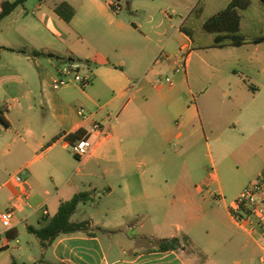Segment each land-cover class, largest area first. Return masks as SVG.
Wrapping results in <instances>:
<instances>
[{"label": "crops", "instance_id": "crops-1", "mask_svg": "<svg viewBox=\"0 0 264 264\" xmlns=\"http://www.w3.org/2000/svg\"><path fill=\"white\" fill-rule=\"evenodd\" d=\"M15 1L0 0V13L4 3ZM123 1L136 22L122 16ZM123 1L66 0L76 11L66 22L57 3L38 0L31 11L26 0L0 22V107L7 108V124L0 120V192L6 189L9 208L16 209L14 228L0 230V251L11 248L22 224L28 231L44 228L62 203L87 193L86 204L93 201L90 221L77 223H88L89 231L41 245L39 258L27 253L30 263L260 264L261 245L231 216L244 187L231 201L211 203L210 180L218 175L202 171V145L212 157L209 139L218 142L224 133L241 103L231 92L241 89L230 84L214 93V84L205 83L195 88L188 70L197 52L217 51L206 53L212 64L205 59L201 64L205 73L218 72L219 59L234 54L231 48H260L264 42L226 48L196 44L187 22L195 12L204 14L202 0L166 15L163 1ZM66 61L81 65L91 83L55 91L54 79ZM170 74L173 84H162ZM182 78L190 102L177 88ZM136 80H142L139 89L127 102ZM96 123L109 125L108 137L99 139L92 131ZM78 131L96 142L82 161L65 139ZM263 168L264 163L254 178ZM17 176L26 185L17 183ZM173 238L182 241L178 251L158 249L159 242Z\"/></svg>", "mask_w": 264, "mask_h": 264}, {"label": "rangeland", "instance_id": "rangeland-1", "mask_svg": "<svg viewBox=\"0 0 264 264\" xmlns=\"http://www.w3.org/2000/svg\"><path fill=\"white\" fill-rule=\"evenodd\" d=\"M29 1L30 10L32 11L33 5L38 4V0ZM47 1L50 5H54L56 3L60 4L66 0ZM158 1H163L165 3L163 7L165 15L173 14L176 8H184L192 2V0ZM212 1L214 2L212 3ZM228 2V0H202L200 2L199 7H206L204 14L199 16L197 12H195L187 22V26L195 30L194 38L196 44L208 45L214 41L215 35L201 29L200 26L213 15L225 9ZM142 3L145 2H137L135 5H143ZM251 3V7L241 13L243 18L241 23V34L247 39L254 37L264 38V7L258 0H251ZM210 4L211 8H207ZM123 6L124 10L122 16L128 18L132 22H136L138 18H130L125 1H123ZM141 15H143V13L140 10L137 17ZM228 51L235 52L230 56L219 59L220 65H218V72L209 70L208 73H205L201 64L202 59L212 64V56H206V53L212 55L217 53V51L195 53L192 57L190 69L188 70L189 80L192 81V85L193 87L195 86V88L205 83V86L214 84L212 87L214 93L217 92L220 86L225 87L230 86V84L233 85V88L240 87L241 89L240 93H236V91L231 92L232 98H235L234 94H238L239 102L241 103L238 105V110L236 109L232 117H229L230 119L228 118L225 122V130H221V132L224 133L218 136V142H215L212 138L209 139L212 157L206 156L209 150L205 143L202 145L204 154V158H202L203 175L205 176L210 173L218 175V180H213L211 178L210 190L208 193L211 203L214 204L226 199L231 201L233 195L239 194L242 188H245L249 184L250 178L252 180L251 182L256 179L254 176L264 163V72L259 73L264 67V43L260 48L246 45L242 48H231ZM65 56L66 55H62V57H60L64 59ZM68 63L67 61L62 62V66ZM79 74L82 77L85 75V70L82 66H80ZM183 75L184 74H177L178 78L183 77ZM169 77L173 80L174 76L170 74ZM141 81L142 80H136L134 83H139ZM178 82L179 80L176 83L178 90L182 91V96H188V102H190L191 96L189 95L187 80L182 78L180 83ZM245 83L248 86H246ZM162 84H166L165 80H163ZM250 86H254L258 89L261 88V91L255 94ZM193 102L192 99L191 103ZM240 111H242V113H240ZM173 148H179V145L174 144ZM5 193L6 189L0 192V214L6 212L9 208ZM98 202L99 197H97L95 203ZM92 204L93 201H90L86 205H80L72 221L76 223L82 220L90 221V216L93 211ZM3 229L5 230L0 221V230ZM19 232L20 235L11 244V248L0 251V264H13L14 262L18 264H32L28 261L29 256L27 253L37 256L38 258L41 256L42 248L39 239L27 230L25 224L19 227ZM20 248L21 250H19Z\"/></svg>", "mask_w": 264, "mask_h": 264}, {"label": "trees", "instance_id": "trees-1", "mask_svg": "<svg viewBox=\"0 0 264 264\" xmlns=\"http://www.w3.org/2000/svg\"><path fill=\"white\" fill-rule=\"evenodd\" d=\"M264 7V0H259ZM26 0H17L15 2H6L3 4L2 12L0 13V22L9 17L17 8L24 5ZM251 6V0H230L225 9L218 14L208 19L203 29L215 35V39L207 48H226V47H242L248 42L260 44L264 42V38L247 39L241 34L242 12L246 11ZM114 9V8H113ZM115 10V9H114ZM56 12L66 22H71L75 17V9L67 2H62L56 6ZM184 32L190 35L188 30L182 28ZM192 37V35H190ZM73 61V60H72ZM6 107H0V120L5 125ZM62 136L54 139L56 142ZM90 135L84 131H78L65 137V139L75 143L82 139H90ZM88 194L81 193L76 195L70 201L62 203L58 213L52 217L48 225L41 229H29L40 241L42 246H47L63 234H72L82 231H89L88 223H73L71 218L76 213L80 204L88 202ZM182 247V241L179 238L163 240L158 243L160 251H178Z\"/></svg>", "mask_w": 264, "mask_h": 264}, {"label": "built area", "instance_id": "built-area-1", "mask_svg": "<svg viewBox=\"0 0 264 264\" xmlns=\"http://www.w3.org/2000/svg\"><path fill=\"white\" fill-rule=\"evenodd\" d=\"M183 52L185 53L182 56V66L186 62L188 48H183ZM163 54L164 53H161L160 57L163 56ZM80 66L81 65L78 63L70 62L62 67L60 69L59 75L54 79L53 89L58 91L75 83L81 84L83 87L90 84L91 82L88 78L82 77L79 74ZM165 83L172 85L173 81L170 79V77H167L165 79ZM139 86L140 82L134 83L129 87L127 102L131 100L133 94L139 89ZM78 114L82 118L86 119L84 110H80ZM92 131L99 135V139H102L109 136L110 127L109 125L96 123L93 126ZM95 146L96 142L92 141L91 138L82 139L71 144V151L79 161H82L92 154ZM15 180L17 183L26 185L20 176L15 177ZM24 196H27L26 192H24ZM15 210V207H10L6 212L0 214V221L7 231H11L14 228L16 214ZM44 215H48L47 210L44 211ZM231 216L234 223L240 229L248 233L254 240L259 242L262 250L260 264H264V169L253 182L249 183L244 188V190L232 203ZM3 247L4 246L0 245V249Z\"/></svg>", "mask_w": 264, "mask_h": 264}, {"label": "water", "instance_id": "water-1", "mask_svg": "<svg viewBox=\"0 0 264 264\" xmlns=\"http://www.w3.org/2000/svg\"><path fill=\"white\" fill-rule=\"evenodd\" d=\"M49 57H50V58H54V56H53V55H49Z\"/></svg>", "mask_w": 264, "mask_h": 264}]
</instances>
